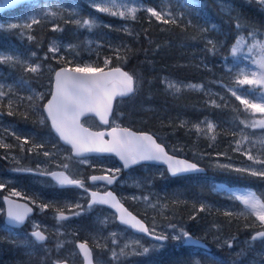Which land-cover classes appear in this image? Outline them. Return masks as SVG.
Instances as JSON below:
<instances>
[{
	"label": "snow or ice",
	"instance_id": "1",
	"mask_svg": "<svg viewBox=\"0 0 264 264\" xmlns=\"http://www.w3.org/2000/svg\"><path fill=\"white\" fill-rule=\"evenodd\" d=\"M23 2L24 0H0V13L14 9ZM246 2L255 3L260 10L264 11V0H246ZM33 7L42 10L30 15L23 23L0 21V31L15 30L28 41L35 42L37 37L32 33L36 25L49 23L52 32H63L64 26L71 24L77 30H86L90 33L99 28H107L138 38L140 33L130 28L127 22L138 21L140 13L146 14L150 24L155 21L157 24L175 25L186 29L193 23L186 17L184 11L176 10L171 0H158L154 6H147L143 0H91L90 7L97 13L119 18L125 22L119 29H114L111 24H105L99 16L81 15L78 6L69 8L59 4L52 6L45 3L44 5L33 4ZM179 7L186 10L197 9L199 14L200 10L206 8V4L203 0H183ZM218 7L220 14L228 18V22L236 30L237 35L228 46V54L223 57L225 67L230 74V83L225 84L223 80H216L213 83L220 85L243 107L230 105L225 95L213 93L204 83L184 82L167 76L161 79V83L165 91L174 96H179L186 91L201 92L208 98L207 105L218 109L231 107L234 113L233 126L238 128V131L226 133L232 137L230 147L232 151L241 153L250 163L246 166L234 167L232 164L217 162L214 166L264 180V136L254 139L246 132V129H264V25L257 26L249 22L242 13L236 12L233 0H218ZM203 18L205 26L200 28V38L204 40V50L214 55L218 54L224 48V42L208 35L217 30V24L211 22L206 13ZM147 32L148 29H145L144 33L147 34ZM92 43L94 42L91 40L83 41L81 44H64L55 39L49 41L43 61H55L57 67H53L50 63L45 64L39 58L33 60V57H37L36 52L28 54L0 52V65H7L13 69L19 68L21 72L12 84L0 82V111L7 109V115H21L25 120L29 119L30 115H35L37 119L34 122L42 125L50 122L49 135L54 133L59 141L70 146L68 153L61 154L56 144L52 145V150H48L46 149L47 140L41 139L37 142L36 137L22 136L14 130L5 128L4 134H0V149L7 152L5 159L10 158L18 165L11 171L48 177L52 184L59 188L74 187L82 190V195L74 202H61L55 198L45 200L39 196H28L24 191L11 186V181L0 179V191L8 190V195L3 197L7 207L0 209V214L4 215L0 232L9 235L16 232L30 219L35 208L41 213L52 211L56 222L55 250L57 252L67 243L74 245L67 257L53 260L52 264H69L70 260L72 264H75L76 257L81 258V264H106L99 257L94 258V249L108 252L107 264H123L124 258L128 256L150 257L161 253L170 244L202 247L214 264H237L239 259L249 254L253 257L249 264H264V193L258 194L252 189L229 190L222 184L215 186L214 190L228 191L229 199L241 205L239 211L232 209H225L223 212L220 209L215 211L230 218L229 222L232 219L244 218L245 228L251 230L249 237L244 241H239L236 235L215 237L218 248L226 247L229 250L236 248V251L230 252V259L224 261L214 256L202 243L201 238L194 237L184 227L168 223L162 230L157 231L155 223L151 228L148 227L143 220L125 207L123 201L131 199L143 202L146 208L152 210L159 208L162 213L167 208V204H161L159 200L154 202L151 193L122 197L109 189V186L121 182L122 169H132L146 162L166 165L165 171L160 172L161 177H164L165 173L171 177H181L187 173L202 172L203 169L195 162L182 159L176 154H169L165 144L157 142L154 134L134 132L130 128L121 127L114 120L110 121L114 100L117 97L134 95L141 86V81L135 74L124 71L121 67L105 71L113 58L126 60V55L121 56V52L130 51L127 45L113 46L109 43L107 46L114 53V57H104L103 67L94 66L95 62H85L80 59L81 53L78 49L82 46H90ZM96 43L99 47V43ZM96 54L99 56L98 52ZM229 56L233 58L231 65L227 63ZM241 58L247 61V64L240 66ZM45 71L50 74V88L39 91L32 87V79L40 78ZM18 88L26 91L27 95H21L17 91ZM21 108L24 109L22 112ZM86 114L99 117L104 125L115 124V126H111L109 131H90L80 122V118ZM180 126L188 127V130L194 132L197 138L205 137L211 142H215L217 136L221 134L218 131L219 126L207 117L191 124L190 127L186 121H182ZM5 135H10L17 143H7ZM14 149H18L26 156H43L44 166L41 167L39 163L35 168L19 166L21 157L14 155ZM182 150L173 149L172 151L175 153ZM90 153L115 154L121 161V167L101 166L99 175L92 174L86 178L78 176L73 170V164L85 165L96 170L97 166L90 161L88 155ZM217 155L227 157V153ZM51 166H54L55 170ZM134 184L136 187L142 186L139 181H134ZM21 200L25 202L21 203ZM173 203H183V201L177 199ZM97 206H108L114 211L108 216L97 219L99 228L96 233L90 234L91 243L89 239H78L76 232L71 233L72 241L63 239L68 235L62 230L66 222L91 212ZM193 208L195 212L190 219H196L201 212L211 213L213 210V206L206 203H200L198 207L193 204ZM249 218H254L252 223H247ZM113 224L123 226V231H111L106 236L102 235ZM212 227L217 232L221 231V227L217 224H213ZM129 230L143 234L150 239L151 243L145 246L141 239H124L125 233ZM28 235L34 243L40 245L48 241L51 236L46 226H41L34 221ZM258 244L262 246L260 249H257ZM174 264H202V261L193 258L188 261L178 260Z\"/></svg>",
	"mask_w": 264,
	"mask_h": 264
},
{
	"label": "rangeland",
	"instance_id": "2",
	"mask_svg": "<svg viewBox=\"0 0 264 264\" xmlns=\"http://www.w3.org/2000/svg\"><path fill=\"white\" fill-rule=\"evenodd\" d=\"M90 6L91 0H86ZM143 2L147 6H154L155 4L152 3L150 0H143ZM158 2V1H156ZM218 2V0L216 1ZM45 3L55 6L56 4H59L63 7H73L76 6L73 0H42L36 3H32L29 5L28 8H26L23 12L21 13H15L12 14L9 17H1L0 21H4L5 23L7 22H12V23H23L26 21V19L34 14L35 12H38L42 9L35 8L33 7V4H40L44 5ZM171 3L174 5L175 1L171 0ZM233 3L236 7V12L239 8V6H236L235 1L233 0ZM177 11H184L185 15L188 19H191V14L188 10L180 8L179 6L176 7ZM80 11V9H79ZM81 13V11H80ZM144 14V13H143ZM235 14V13H234ZM141 13L139 14V16ZM146 16V14H144ZM96 16H99V18L105 23V24H111L114 29H119L124 21L120 20L119 18L115 17H110L104 14L97 13ZM106 16V17H105ZM192 20V19H191ZM186 22V21H185ZM130 28H134L133 22H127ZM49 24V23H48ZM193 26L190 28L191 32L198 33L197 36H192L189 37V40L183 43H178L175 42L176 45H173L171 42L169 45L173 46H179L180 50L183 49V53L185 57H188L189 63L191 66L194 68H206L207 71L211 72L212 77L210 78L209 82H202L206 85V88L210 89L213 93H220L222 95L226 96V99L231 102L230 94L226 93L223 88L220 87V85L213 83V81L216 80H223L225 84L230 83V74L227 71V68L225 67V61L223 59L222 62H217V65H213L211 62H208V60L201 55V53H205L204 50V40L200 38V28L202 26H205V23L202 21H198L195 23H192ZM50 25V24H49ZM51 26V25H50ZM122 32V31H120ZM33 34V33H32ZM211 38L213 39H219L223 37V32L219 26H217V30L215 32H211L208 34ZM193 37H196V39H193ZM58 40L64 44L68 43H73L77 44L76 42H73L71 39L67 38L66 36H62L60 34L54 36L51 40ZM86 40H91L94 43H92L90 46H82L78 50L81 53L80 59H82L85 62H95L94 66H101L103 67V59L104 57L108 56H113L114 53L112 50L107 46L109 43L112 44L113 46L117 45H125V42L117 35H113L109 30H106L105 28H99L94 30L93 32H88L84 36V41ZM99 43V47L97 46V43ZM0 52H18L21 54H28L31 52H36L37 53V58L39 60L43 61L42 53H38L35 49H33V44H31V41H28L26 37H22L19 32L17 31V37L15 40H5L0 42ZM4 45V46H3ZM30 48V49H29ZM32 48V49H31ZM29 49V50H28ZM99 53V56L96 53ZM68 55V54H66ZM36 57H33V60L37 59ZM69 58H71L69 56ZM45 64H49L46 61H43ZM227 63L231 65L233 63V58L228 57ZM111 65V64H110ZM109 65V66H110ZM207 65V67H205ZM4 66V65H3ZM108 66V67H109ZM53 67H56L53 65ZM213 70L215 72H213ZM5 67L3 68L0 66V82L6 83V84H12L14 81L17 79L14 74L12 75H2L3 72L6 73ZM8 74V73H6ZM173 78V77H172ZM180 81L187 82L185 80L176 78ZM38 82L42 85V87L39 88V91H45L48 89L47 85L49 84V81H43V80H38ZM200 83V82H197ZM163 85V84H162ZM164 88V86H163ZM165 89V88H164ZM17 91L21 92V89H17ZM189 92V91H186ZM168 93V92H167ZM184 93V92H183ZM201 93V92H198ZM170 94V93H169ZM204 95V93H202ZM172 95V94H170ZM205 96V95H204ZM206 97V96H205ZM48 98V97H47ZM206 99H208L206 97ZM219 102V101H218ZM122 106V109L117 111L116 114L113 116L112 121L114 120L116 124H119L120 126H126V127H134L133 121H142L143 116L142 115H133L131 111L126 110L128 107L127 103H120ZM220 110L224 109L219 108ZM141 111H151V112H156L157 115L163 116L165 115L169 110L160 104H151V105H145L141 108ZM176 119L178 120V124L180 126L182 121L188 122V126L190 127L191 124L197 123L199 121L204 120L205 117L208 119L214 121L219 127L218 131L220 128V124H225V123H231L232 121H229L228 119L225 121L219 122L214 116L211 115H203L202 117L196 118V117H190L186 115V113L183 112H177V115H175ZM85 122L89 125H93V121L89 118H86L84 120ZM115 125V124H112ZM8 128L11 130H14L17 132V134L22 135V136H30V137H36L37 142H39L41 139L47 140L48 142L50 141L51 143L48 144L49 147L46 149L52 150V142L53 144H56L58 146V149L61 150V154L68 153L70 150L67 149L64 146H59L56 141L53 139L48 140V137L50 135L46 131H39L34 128V131L38 132V134L34 132H28V131H23L20 129L18 126V123L14 120H9L6 119L2 116H0V134L3 133V129ZM33 130V129H32ZM180 131H181V137L183 141H178V142H162L165 143L169 146L170 150L172 151L173 149H182L186 148L187 150L191 151L192 156L189 158L193 161H196L200 163L201 161H206L207 162V167L211 170H219V171H231L227 169H220L216 168L214 165L219 162L221 164H232L234 167H242L248 165L250 162L246 160V158L241 154L239 157H233V156H228L225 157L223 155L218 156V153H225V152H219L218 151V137L215 142L209 141L205 137H200L197 138L196 134L194 132H190L188 130V127H181L180 126ZM238 131V130H237ZM247 134H249L252 138L258 139L262 136H264V129H246ZM157 136H160V134L155 133ZM6 142L9 143V140L12 138L11 143H17L13 137L10 135H5ZM204 141V143L207 145L205 148H197V143L200 144L201 141ZM232 138L229 139V142L231 144ZM200 146V145H199ZM4 151V149L2 150ZM1 151L0 153V165L2 164L3 166L9 168L10 170L17 165L13 164L10 162L8 164L5 160V156H7V152L5 151L4 153ZM16 151V150H13ZM173 152V151H172ZM15 155V154H14ZM17 155V154H16ZM213 155H216V157H212ZM18 156V155H17ZM19 157V156H18ZM31 159V158H30ZM9 160V159H8ZM57 160H60V157H57ZM21 161V160H20ZM43 159H41L40 163L41 167H43ZM91 163L95 164L99 168L101 166L105 168H118L121 167V163L113 157H105V159H94L90 158ZM29 162V160H28ZM31 167V166H30ZM54 168V166H51ZM33 168V167H31ZM164 166H158V165H152V164H143L136 166L129 171L124 172L123 179H121V182H119L118 185V193L122 197H130L132 195H146L151 193L152 194V200L155 202L156 200H159L161 204H167V208L163 210L161 213V210L157 208L156 210H152L150 208H146L145 204L140 201H133L131 199L125 200L127 203H131L133 210L143 217L149 224V227L151 228L153 224L155 223L157 225V231L162 230L168 223H173L177 224L178 226L184 227L186 230H188L193 236L201 238L202 240L207 241L209 244H211V253L220 258L221 260L227 261L230 259V252L236 251V248L229 250L228 248H218V241L215 239L216 236H220L222 238L224 237H229L232 235H236L239 239V241H244L246 238L249 237L250 234H245L241 235L238 234L234 231H229L227 234L220 232L213 233L210 228H213L210 225V219L211 217L213 218L214 215H217L218 213L215 211L216 209H220L221 212H223L225 209H232L235 211H239L241 209V205L239 202H234L233 200L229 199V192L228 191H216L215 186L216 185H225L227 189L229 190H243V189H252L256 192V188H254L251 185H235V184H228L224 180L221 179H214L213 177H209L210 179V187H211V192L215 194L214 197L210 198L206 196L205 194L201 193L200 191L193 189L190 190V187H188L187 183H184L183 186L180 181H176V177H171L167 173H165L164 177L160 176L161 171H165ZM73 170L77 173L78 176H84V172L88 170H93L92 168H89L88 166L85 165H76L73 164ZM4 172V171H3ZM235 172V171H233ZM11 173H8L7 176H1L0 179L8 180L11 181V185L15 187L19 183L16 178ZM247 175V174H246ZM250 176V175H248ZM30 178V184H34L36 182H39V179H37L34 176L29 177ZM39 178V177H38ZM175 179V180H174ZM134 181H139L141 182V187H136L134 184ZM18 187V186H17ZM24 190V189H22ZM25 191V190H24ZM25 193L28 194V196H32V191H25ZM55 195L50 196L45 194V197H41L45 200H51V199H57L61 202H74L76 201L81 195H82V190H77V191H70L69 193H64V194H53ZM37 196V195H36ZM33 197V196H32ZM35 197V196H34ZM180 200L183 201L184 204L188 205V208L184 214V217L182 219L174 218L171 213H172V205L174 200ZM83 202V201H81ZM200 203H206L209 205L213 206V210L211 213L209 212H201L197 215L196 219H190V217L194 214L195 209L193 208V204H195L197 207L199 206ZM0 209H3V206L0 205ZM38 212H40L38 210ZM45 213V212H44ZM47 213V211H46ZM45 213V214H46ZM112 213L110 209H98L96 211H91L89 213H86L83 216L80 217H75L69 222H66L63 231L67 233L63 239L67 241H72L73 236L71 233L76 232L77 238L83 237L82 239H89V242L91 243V238L90 234H94L98 231L99 226L97 225L96 221L98 218H102L103 216H108ZM48 218L53 221H49V219H38V218H33L31 221L32 222H37L41 226H46L48 229V232L51 234L50 236V241L46 242L43 245H39V248L41 250L47 248L50 246L49 242L57 241V237L55 235V229H56V222L53 219V213L50 212L48 213ZM222 215V214H219ZM254 218H249V221H253ZM123 231V227L119 226L118 224H113L110 225L106 231L102 233V235L106 236L108 232L111 231ZM213 233V234H212ZM251 233V231H250ZM124 239H141L142 243L147 246L148 244L151 243L149 239H146L143 236L134 234L130 230L125 233ZM2 241L9 242L5 246V252L8 256V260L6 259L4 262H0V264H43L41 263L42 257H39V254L36 252V250H32L28 245L30 242V239H26L25 237L22 236L21 233L17 232L13 233L11 235L7 233H0V243ZM15 241V243L13 242ZM123 242V241H122ZM222 242V240L220 241ZM30 244L35 245V243L32 241ZM7 245H11L13 250H7ZM262 246L257 245V249H260ZM74 245L72 243H67L63 249H61V253L56 257V259H64L69 255V253L73 250ZM96 250V249H94ZM197 249H190V247H185V246H174L170 244L165 250H163L161 253H164V256L161 257L159 254H154L150 257H140V256H128L123 260V264H174L175 261H188L193 258H198L202 261V264H214L212 260H210L207 255L205 254V250L203 249L202 252H197ZM2 252L0 251V254ZM176 256V257H174ZM101 261L109 262L107 258L103 254L99 256ZM164 258V259H162ZM162 259V260H161ZM253 259L252 255L249 254L247 257L239 259L237 261V264H249V262ZM1 260V257H0ZM69 262L72 263L70 260ZM81 263V258L76 257L75 259V264H80Z\"/></svg>",
	"mask_w": 264,
	"mask_h": 264
},
{
	"label": "trees",
	"instance_id": "3",
	"mask_svg": "<svg viewBox=\"0 0 264 264\" xmlns=\"http://www.w3.org/2000/svg\"><path fill=\"white\" fill-rule=\"evenodd\" d=\"M42 1V0H41ZM152 3H157L158 0H150ZM175 6H179L183 0H174ZM237 4H239V8L237 10L238 13H242L244 17L252 23H255L257 26L264 25V11L260 10L259 7L255 3H247L246 0H237ZM78 9L81 11V15L88 16L93 15L96 16L97 12L89 6L86 0H73ZM36 3V2H34ZM203 3L206 4V8L199 11L197 14V9L188 10L191 14L192 22L202 21L205 23L204 15L207 14V17L217 24V26L221 27L222 32H228L229 35L226 38V44H224V48L218 52V54H212L205 51V53H201L203 57H205L208 62H211L213 65H217V62H222L223 57L228 54V46L231 45L235 36L237 35L236 30L231 26L228 22V18L222 16L220 14L219 8L214 0H203ZM32 3L22 4L19 7H16L1 17H9L15 13H21L29 5ZM106 17V16H105ZM186 23V22H185ZM134 30L139 32V37L129 36L124 32L109 30L113 35L119 36L124 42L125 45L128 46L130 51L127 53L121 52V56L126 55V60H117L115 58L112 59L110 66L120 65L124 67L127 71L132 74H135L141 81V86L138 88L136 93L131 97L120 100L117 105V109H122L120 103H127L128 107L126 110L131 107V113L133 115H142V121H133L134 129L136 130H144L152 133H158V139L161 142H178L183 141L181 137L180 126L178 124V120L175 115L177 112L186 113V115L190 117H202L203 115H211L214 116L219 122L229 120L231 123L220 124L219 131L221 132L220 137H218V151L227 153L228 156L239 157L240 154L232 151L230 147L229 139L232 138L230 133L233 130H238V128H234L233 126V111L231 107L224 108L222 110L218 108H213L207 105L206 97L202 93L198 92H184L179 96L170 95L165 91L163 85L161 84V79L163 76H172L175 78H179L185 81L192 82H209L210 78L213 74L207 71L206 68H194L190 65L188 57L184 56L183 49L180 50L179 46L176 45L175 42L183 43L189 40V37L197 36L198 33H194L190 31V27L186 29H182L181 27H177L175 25H161L157 24L153 21L151 24L147 21L146 16L141 13L138 21L133 22ZM148 29L147 34L144 33V30ZM165 29V30H162ZM88 33L86 30H77L75 26L69 24L64 26L63 32H52L51 26L48 23H42L36 25L34 27L33 35L37 37V41L31 42L33 44V49H35L39 54L42 53V57L44 53L47 51L48 43L52 37V35H62L71 39L73 42L77 44H81L84 41V36ZM17 37V31H0V42L1 41H9L15 40ZM173 45H169V43ZM2 45V44H0ZM159 45V47H157ZM4 46V45H3ZM31 48V49H32ZM30 49V48H29ZM28 49V50H29ZM35 52V51H34ZM47 63H50L57 67L55 61L48 60ZM247 64V61H243L240 59V66ZM7 70L6 74L3 72L2 75H12L18 79L21 75L19 68L13 69L7 65H0ZM213 72H215L213 70ZM50 74L45 71L43 76L38 79H32V87L39 90L42 85L38 82V80L49 81ZM26 78L28 76L26 75ZM50 88V85H47ZM21 95H27L26 91L21 90ZM230 105L236 107H243L239 104L235 98L231 97ZM151 104H160L165 106L169 111L163 115L159 116L156 112L151 111H141V108L145 105ZM24 109L21 108V112ZM0 116L14 120L18 123L20 129L24 131H34L35 129H39L41 131H46L50 133L51 129L48 123L43 125H38V123L34 122L37 118L35 115H30V118L25 120L21 115L9 116L7 115V109L0 111ZM242 127V126H241ZM33 129V130H32ZM53 135V134H52ZM54 136V135H53ZM11 143V140H9ZM15 144V143H13ZM167 145V144H166ZM200 145V146H199ZM168 146V145H167ZM197 148H205L207 145L202 140L200 144L197 143ZM169 148V146H168ZM182 151H177L175 154L190 158L192 156L191 151L186 148H182ZM3 149H0V153ZM18 150V149H14ZM19 151V150H18ZM20 152V151H19ZM23 154V153H21ZM25 155V154H23ZM26 156V155H25ZM29 159L28 165H33L39 157L36 156H27ZM212 157H216L213 155ZM31 158V159H30ZM34 159V162L32 160ZM200 164L207 167L206 161H201ZM208 168V167H207ZM209 177L218 178L224 180L228 184L235 185H251L256 188V192L258 194L264 193V180H261L257 177L248 176L246 174L237 173L233 171H219V170H211L208 168L206 174H191L184 177H176V181H180L183 185L184 183L188 184L190 190L196 189L206 196L212 198L215 196L211 192L210 187V179ZM174 179V180H175ZM184 186V185H183ZM185 187V186H184ZM59 192V194H64L66 191H54V193ZM52 193V192H51ZM188 208V205L184 203H173L172 205V213L171 215L174 218L182 219L184 214ZM230 218L224 217L223 215H214L213 218L210 219V225L217 224L221 227V232L227 234L229 231H234L238 234L245 235L250 234V229L245 228V219H232L229 222ZM247 223H252L251 221H247ZM213 233H216L213 228H210ZM212 233V234H213ZM9 243V242H8ZM31 243V242H30ZM29 243V247L36 248V252L41 253L39 257H42L41 263L43 264H52V261L58 256L57 251L55 250V244L51 243L50 246L41 250L38 248V245L35 243V246ZM6 242L0 243V254L1 260L0 262H4L8 256L4 251L6 248ZM7 250H13L11 245H7ZM61 251V250H60ZM59 251V252H60ZM95 256H99L103 254L105 258L109 260V254L107 251L100 252V250H94ZM164 255V253H159ZM176 257V256H174ZM125 259V258H124ZM8 260V259H7Z\"/></svg>",
	"mask_w": 264,
	"mask_h": 264
},
{
	"label": "flooded vegetation",
	"instance_id": "4",
	"mask_svg": "<svg viewBox=\"0 0 264 264\" xmlns=\"http://www.w3.org/2000/svg\"><path fill=\"white\" fill-rule=\"evenodd\" d=\"M38 125H42V124H39L38 123ZM112 126V124L111 125H109L108 127H104V128H110ZM38 131H39V133L41 132V130H39L38 129ZM29 132H34V133H36V134H38V136H40V134L38 133V132H36V131H29ZM47 135H49V134H47ZM50 139H53L54 141L56 140V138L53 136V135H50V137H48V140H50ZM10 140H12V138L10 139ZM51 142L49 141L48 142V144H50ZM48 144H46V148L47 147H49V145ZM51 145H53V142H52V144ZM3 153L5 152V150L4 151H2ZM13 153L16 155H18L19 157H21V161H20V165L19 166H25V167H29V162H28V157L27 156H25V155H23V154H21L18 150H16V151H13ZM16 155V156H17ZM17 156V157H18ZM105 157H113V158H115L114 156H89V158H94V159H105ZM6 160V162L8 163V164H10V162H12L11 160H10V158H9V160L8 159H5ZM38 161V160H37ZM35 162V166L33 167V168H35L36 167V165L39 163V162ZM13 164H15V162L13 161ZM16 165V164H15ZM18 166V165H17ZM137 166H139V165H137ZM136 167V166H135ZM134 168V167H133ZM130 169H128V170H123L122 169V171H121V173H120V178L121 179H123V175H124V172H126V171H129ZM4 171V172H3ZM8 173H11V170L9 169V168H7V167H5V166H3L2 164L0 165V175L1 176H7V174ZM92 174H97V175H99V174H101V172H100V167L99 168H96V170L94 171V170H88V171H86V172H84V177L86 178L87 176H89V175H92ZM12 175L14 176V178H16L17 180H18V184H17V186L15 185V187L18 189V190H22V189H24L25 191H32L33 193H32V196L34 197V196H39V197H45V192H44V190H46V189H50V190H53V191H57V190H67V191H72V192H74V191H77V190H80V189H77V188H74V187H66V188H59V187H56V186H54L53 184H52V182H51V179L50 178H47V177H45V178H47L46 180H47V182L46 183H43V182H36V183H34V184H30V178L29 177H31V176H34V177H36L37 179H39V180H43L44 178H40V177H42V176H39V175H35V174H32V173H16V172H14V173H12ZM39 177V178H38ZM90 183V182H89ZM118 185H119V183H116V184H114V185H111V186H109V189L110 190H112V191H115L116 192V194L118 195V196H120L119 195V193H118ZM11 186H13V185H11ZM24 190H22V191H24ZM93 190H95V188H93ZM24 191V192H25ZM59 193V192H58ZM58 193H57V195H58ZM27 194V193H26ZM8 195V190H3V191H0V205L1 206H3V209H6V204H5V202H4V199H3V197L4 196H7ZM28 195V194H27ZM127 206H128V208L131 210V211H133V212H135L134 210H133V208H132V205H131V203H127V201H123ZM104 208H106V209H110L108 206H97V207H95L94 209H93V211H96V210H98V209H104ZM34 214L32 215V217H30V219L28 220V221H26V223L22 226V227H20L18 230H16V232H14V233H16L17 234V232H19V233H21L22 234V236L23 237H25L27 240L28 239H30V241H32L31 240V238L29 237V233L31 232V230H32V225H31V221H32V219L33 218H38V219H49L48 218V213H50V212H52L51 210H48L47 211V213L45 214V213H41V212H38V209H35L34 208ZM112 212L114 211L113 209H110ZM50 221H52V220H50ZM2 223H4V215H2V214H0V224H2ZM123 227V226H122ZM131 232H133L132 230H130ZM1 233V232H0ZM3 242H5V241H3ZM29 242V241H28ZM6 243H8V242H6ZM206 243L210 246V249H211V244H209L207 241H206ZM38 245V248H39V245L40 244H37ZM29 246V245H28ZM35 246V245H34ZM31 248V247H30ZM32 250H36V248H31ZM191 249H197V251H196V253L197 252H200V251H202L201 249H199V248H193V247H191Z\"/></svg>",
	"mask_w": 264,
	"mask_h": 264
},
{
	"label": "water",
	"instance_id": "5",
	"mask_svg": "<svg viewBox=\"0 0 264 264\" xmlns=\"http://www.w3.org/2000/svg\"><path fill=\"white\" fill-rule=\"evenodd\" d=\"M30 1H34V0H24V2L23 3H26V2H30ZM5 11H7V10H5ZM5 11H3L2 13H0V14H3ZM111 68H115V67H111ZM122 68V67H121ZM110 68H108V69H105V71H108ZM124 71H126L124 68H122ZM50 98V97H49ZM118 98H120V97H117L116 98V100L118 99ZM125 98V97H124ZM116 100H114V102H113V110H114V107H115V102H116ZM113 114V113H112ZM87 116H94V117H96L97 118V120L102 124V125H104L100 120H99V117H97V116H95L94 114H86L85 116H82L81 118H80V122H81V124H83V119L85 118V117H87ZM112 116V115H111ZM111 116L109 117V119L111 118ZM50 123V122H49ZM83 126L85 127V128H88V129H90V131H93V132H98V131H109L110 130V128L109 129H102V130H95V129H92V128H90V127H88V126H86V125H84L83 124ZM105 126H107V125H105ZM126 128H129V127H126ZM132 131H134V132H147V131H137V130H135V129H133V128H130ZM147 133H149V134H151L150 132H147ZM106 139H107V137H105ZM62 142V141H61ZM157 142H159L158 141V139H157ZM63 143V142H62ZM68 146V145H67ZM70 147V146H69ZM166 147V146H165ZM166 150H167V148H166ZM169 154H172V153H170L169 152ZM88 155H114L115 156V154H111V153H90V154H88ZM117 157V156H116ZM180 157V156H179ZM180 158H182V159H187V158H184V157H180ZM117 159L119 160V158L117 157ZM189 160V159H188ZM120 161V160H119ZM190 161H192V160H190ZM121 162V161H120ZM192 162H195V161H192ZM146 163H153V164H157V165H164V164H162V163H158V162H146ZM195 163H197V162H195ZM198 164V163H197ZM199 165V164H198ZM164 166H166V165H164ZM199 167L200 168H202L203 169V171L202 172H196V173H205L206 171H207V169L205 168V167H203V166H201V165H199ZM187 174H193V173H187ZM185 175V174H184ZM21 203H23V202H25V201H20ZM31 206V205H30ZM6 207H7V205H6ZM125 207L126 208H128L126 205H125ZM128 210L130 211V212H132L129 208H128ZM33 213H34V211H33ZM33 213L31 214V215H33ZM133 213V212H132ZM134 215H137V214H135V213H133ZM138 216V215H137ZM138 218H140L141 220H143L141 217H139L138 216ZM143 222L147 225V223H146V221H144L143 220ZM148 226V225H147ZM133 231V230H132ZM202 241V243L204 244V245H206V243L203 241V240H201ZM207 246V245H206ZM69 264H71L70 262H69Z\"/></svg>",
	"mask_w": 264,
	"mask_h": 264
},
{
	"label": "bare ground",
	"instance_id": "6",
	"mask_svg": "<svg viewBox=\"0 0 264 264\" xmlns=\"http://www.w3.org/2000/svg\"><path fill=\"white\" fill-rule=\"evenodd\" d=\"M86 118H89L88 116L87 117H85L82 121H83V124H84V120L86 119ZM85 125V124H84ZM187 175H191V174H185V175H183V176H181V177H184V176H187ZM204 242H206V241H204ZM193 248H195V247H193ZM10 249V248H9ZM7 252V251H6Z\"/></svg>",
	"mask_w": 264,
	"mask_h": 264
}]
</instances>
